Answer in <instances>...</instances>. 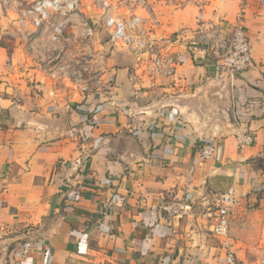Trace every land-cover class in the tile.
Returning a JSON list of instances; mask_svg holds the SVG:
<instances>
[{
    "label": "crops",
    "instance_id": "obj_1",
    "mask_svg": "<svg viewBox=\"0 0 264 264\" xmlns=\"http://www.w3.org/2000/svg\"><path fill=\"white\" fill-rule=\"evenodd\" d=\"M148 1L158 34L183 37L175 81L153 83L117 48V87L84 97L0 44V264H228L229 249L236 264L248 250L264 264V0ZM241 12L255 66L231 78L190 43L201 22L231 30ZM88 119L93 139L68 137ZM205 144L216 147L208 159ZM231 187L240 203L227 247L206 207ZM116 192L125 202L106 207ZM165 200L193 210L150 226Z\"/></svg>",
    "mask_w": 264,
    "mask_h": 264
},
{
    "label": "built area",
    "instance_id": "obj_2",
    "mask_svg": "<svg viewBox=\"0 0 264 264\" xmlns=\"http://www.w3.org/2000/svg\"><path fill=\"white\" fill-rule=\"evenodd\" d=\"M12 3L17 10L18 33L41 52L49 78L73 85L84 97L107 95L117 87L108 61L110 50L117 48L136 57L142 73L153 83L177 79L179 61L173 52L183 37L179 32L170 36L158 34L160 23L148 0H1L0 7L8 9ZM139 9L141 12H137ZM190 45L202 50L231 78L255 66L242 12L231 30L223 20L201 22ZM97 126L95 120L88 119L73 125L68 137L83 144L94 138ZM252 140L251 135H246L242 143ZM215 150L214 145L205 144L199 151L208 159ZM125 199L116 192L105 205L120 206ZM239 203L240 196L231 187L221 194L218 203L206 207L212 221L208 231L226 241L227 247ZM188 209L193 210L191 206L165 200L150 208L149 225L172 217L183 218ZM234 256L229 249L228 264H236Z\"/></svg>",
    "mask_w": 264,
    "mask_h": 264
},
{
    "label": "rangeland",
    "instance_id": "obj_3",
    "mask_svg": "<svg viewBox=\"0 0 264 264\" xmlns=\"http://www.w3.org/2000/svg\"><path fill=\"white\" fill-rule=\"evenodd\" d=\"M16 14H17V10L15 8L14 3H12L10 8H8V9H1V7H0V44L3 47H5L9 51V53H12L14 50L18 49V51L21 50L23 52H27L30 55L35 56V58L38 59V61L43 62V55H41V52L34 50L29 42H26L25 40L21 39V35L18 33V27L16 26V23H15L16 22V16H17ZM16 35H18V37H20L21 40H18ZM111 51H114V50H110V52ZM119 51H120V49L119 50L117 49V52H119ZM254 202L255 201L251 202V204H252L251 207H248V208L246 207V208L247 209L255 208L256 205L254 204ZM238 207H239V205L237 206L235 213L238 210ZM211 237L216 238L217 240L220 239V238H217L213 235ZM220 240L222 242L226 243V241H224L223 239H220ZM257 255H259V253H257V251H249L248 250L247 256H246L249 258L248 263L249 264H258Z\"/></svg>",
    "mask_w": 264,
    "mask_h": 264
}]
</instances>
